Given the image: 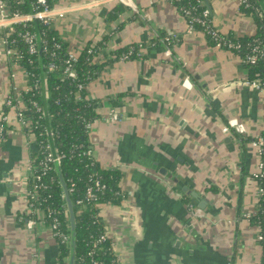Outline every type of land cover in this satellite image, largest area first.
I'll return each instance as SVG.
<instances>
[{"label":"crops","instance_id":"0c3cea01","mask_svg":"<svg viewBox=\"0 0 264 264\" xmlns=\"http://www.w3.org/2000/svg\"><path fill=\"white\" fill-rule=\"evenodd\" d=\"M207 1L219 31L256 32L255 17L239 0ZM135 4L136 10L118 0L53 5L52 27L68 50L100 46L94 62L103 66L87 86L100 116L89 138L100 165L121 173L124 197L100 207L116 264H260V231L249 218L259 210L253 140L264 130V92L247 82L250 68L239 54L188 30L175 0ZM6 30L0 26V113L15 87ZM169 34L179 37L171 56L160 38ZM131 47L136 53L123 59ZM230 118L247 132L224 133ZM21 129L10 123L0 136V264H59L50 226L39 219L29 229L20 219L29 212L26 160L38 149Z\"/></svg>","mask_w":264,"mask_h":264},{"label":"trees","instance_id":"16d2710c","mask_svg":"<svg viewBox=\"0 0 264 264\" xmlns=\"http://www.w3.org/2000/svg\"><path fill=\"white\" fill-rule=\"evenodd\" d=\"M55 0H49L53 7ZM181 13L185 8H195L193 13L197 16L207 8L205 0H175ZM9 6L13 11L29 13L34 10V0H9ZM240 9L247 15H252L257 21L256 32L249 36L239 37L233 34L221 32L228 41L235 45L241 44V48H234L232 51L239 54L243 60L246 55L256 53L258 61L246 63L250 68L249 81L260 80L264 82V9L259 0H249L240 4ZM208 23L213 27V17H208ZM196 31L205 32L208 39L215 45V40L207 34V29L196 23ZM38 33L42 39V52L31 53L25 43L22 33L25 31ZM165 36V35H164ZM4 37L8 39L9 46L17 48L23 55L20 64L28 72V79L32 90L23 92V99L31 112L27 115L29 126L25 128L34 136L38 149L30 156V161L36 174L41 176L40 198L38 201L31 199L33 206L28 205L29 212L25 214L27 219L35 218L41 220L53 231V236L59 244V264H69L71 251V223L67 200L64 189L56 169V164L51 163V169L44 173L43 161L49 151L60 154V169L67 184L71 201L75 210V262L74 264H116L117 257L112 245V240L107 236L102 240L101 236L106 233L103 218L100 214V204L108 200L119 201L124 197L120 188L121 173L118 168H104L87 151L91 148L87 124L99 118L96 103L89 98L87 86L97 78L103 64H96L94 56L99 51V45H88L78 56L75 65L77 77H69L65 72L66 60L68 58V45L64 39L53 29L52 24H44L35 20L26 26L15 25L14 31H6ZM163 37V36H160ZM134 48V47H132ZM129 49H126L127 52ZM135 49V48H134ZM122 52V53H124ZM136 53V51H135ZM54 65L52 67L51 65ZM44 78L46 88V110L44 109V98L42 94L41 79ZM38 83L39 87L36 88ZM84 84L79 89V84ZM37 103L41 110L33 104ZM3 112H9L5 106ZM0 113L1 114L3 113ZM10 127V126H9ZM8 127V128H9ZM260 135L264 136V130ZM255 140V138H254ZM253 140V141H254ZM52 141L54 148L52 149ZM48 145L51 148H48ZM264 159V153L262 155ZM99 178L105 189L98 192L97 202L87 206L80 204L78 200L83 199L87 187L92 180ZM264 187V176L254 178ZM34 182L30 176L28 188L32 189ZM259 210L250 216L251 223L257 226L260 231L259 242L262 246V260L264 264V193L258 195ZM58 219V226L52 224ZM67 236V239L65 238Z\"/></svg>","mask_w":264,"mask_h":264},{"label":"built area","instance_id":"2783aa9c","mask_svg":"<svg viewBox=\"0 0 264 264\" xmlns=\"http://www.w3.org/2000/svg\"><path fill=\"white\" fill-rule=\"evenodd\" d=\"M119 2L124 3L126 6L130 7L131 9L136 10V4L135 0H118ZM246 3L249 5V0H240V4ZM34 4L36 5V10L29 12V13H22L20 11H13L11 10L9 6V0H0V26L5 27L8 32L14 31L15 25H24L34 22L35 20H40L44 24L51 25L53 21V16L55 15L54 8L49 5V0H34ZM195 8H185L183 11V15L187 19V25L189 31H196V23L201 24L204 26V28L207 29V34L211 36L215 40V47L221 48V49H229L232 50L234 48H241V44L235 45L233 42L228 41V39L221 34V32L213 27L208 22V17L211 15V11L208 8H204L202 10V14L200 16H197L193 13V10ZM205 33V32H204ZM23 38L25 40V43L28 45L29 51L31 53L37 52V35L35 32L31 31H25V33H22ZM162 42L166 45L165 54L167 56L172 55V48L173 46L178 42L179 37L176 34H169L165 35L163 37H160ZM3 43L5 44V52L6 55L10 58V61L13 63L20 64V59L23 57L22 53L18 51L17 48L10 47L8 39L4 37ZM135 54V49L131 47L130 50L122 54L123 59H127L132 57ZM79 54L68 50V58L66 60L65 65V72L69 77L76 78L77 77V71H76V63L78 61ZM259 57L256 53H252L251 55H246L243 58V62L246 63H253L255 64L258 61ZM54 67V65H51ZM24 76L27 80V84L25 88H18L16 85L14 87V90L11 95H9L6 98L5 106L9 108L10 110H14L16 113L17 121L20 123V125L25 129L29 126V120L27 118V115L31 112V108L28 107L23 99V92L32 90V85H30L29 79H28V72L24 69ZM12 77H15V74H12ZM249 85H253L254 87H257L262 92H264V82L260 80H247ZM79 89L84 88V84H79ZM183 86L191 89L193 87V84L189 77H185L183 81ZM36 88L39 87L38 83L35 86ZM36 108L41 110V107L38 106L37 103L33 104ZM110 116L114 120H119V115L113 110L110 113ZM12 117L9 114V112H3L0 116V136H4L6 132L8 131V127L10 126ZM95 122V121H94ZM94 122H90L87 124V129L90 132ZM223 132L224 133H237L240 135H243L247 132L245 124L238 118H230L226 124L223 126ZM26 131V130H25ZM253 146H255L257 155L260 159V164L257 169V171L254 173V176H264V159L262 158V155L264 153V136L258 135L253 143ZM48 148H51L50 145H48ZM53 149V148H52ZM53 151V150H52ZM49 151L48 155L46 156L45 160L43 161V164L45 165V171L44 173H47V170L51 169V163L56 162V160L60 161V158L62 157L60 154H54V152ZM87 154L93 157L92 150H88ZM29 177L31 176L34 182V187L32 189L28 188L27 190V203L30 206H33V203L31 202V199H34V201H38L40 198L39 190L41 187H43V184L40 183L41 176L36 174L35 169H33V165L31 161L29 160ZM106 187L105 184L101 182L99 178H95L92 180V183L89 184L86 190L85 197L83 199L78 200L80 204H83L87 206L88 204H92L94 202H97L98 199V192L104 190ZM258 195H263L264 193V187L259 185V189L257 191ZM20 219L25 222L26 226L29 229L34 228L35 224L37 223V219L35 218H29L27 219L25 215H21ZM59 222L58 219L55 218L54 223L52 224L53 228H56L58 226ZM107 233H104L101 236V239L104 240L107 238ZM67 239V236H65ZM262 236H259V239H262ZM112 245H114L112 241Z\"/></svg>","mask_w":264,"mask_h":264},{"label":"water","instance_id":"95a60500","mask_svg":"<svg viewBox=\"0 0 264 264\" xmlns=\"http://www.w3.org/2000/svg\"><path fill=\"white\" fill-rule=\"evenodd\" d=\"M261 3L262 8L264 9V0H259ZM206 4L208 5V1L206 0ZM37 35V43H38V47H39V52H42V39L41 36L36 33ZM41 87H42V94H43V98H44V109L46 110V88H45V81L44 78L42 77L41 79ZM56 164V169L57 172L59 174V178L60 181L62 183L63 189H64V194L67 200V205H68V210H69V214H70V223H71V251H70V257H69V264H74L75 262V245H76V240H75V236H76V230H75V210H74V206L73 203L71 201L70 198V194H69V190L67 187V184L63 178V175L61 173V169H60V161L56 160L55 162ZM195 197L199 198V194L198 193H193ZM204 203V204H203ZM206 200H202L200 202V206L204 207L205 206Z\"/></svg>","mask_w":264,"mask_h":264},{"label":"rangeland","instance_id":"374dc122","mask_svg":"<svg viewBox=\"0 0 264 264\" xmlns=\"http://www.w3.org/2000/svg\"><path fill=\"white\" fill-rule=\"evenodd\" d=\"M239 2H240V0H239ZM213 20H214V18H213ZM11 72L15 73V77L13 79L10 76L11 84L13 83V80H14V83H15V85L18 88H23L24 89L26 84H27V80L25 79V76H24V68H23V66L21 64H18V63H13V65L11 66ZM11 72L9 71V75L11 74ZM9 114L12 117L11 123H14L15 129L22 130L21 129L22 127H21L20 123L17 121L16 113L14 112V110H10ZM25 143H26V146H27V140L26 139H25ZM29 158L30 157H28L27 160H26V167L27 168H28V165H29ZM27 174H29V169L27 170ZM24 182L25 181L23 180V185H24ZM24 204H25L24 207L26 208L27 202H25ZM99 206L101 207V204ZM28 210H30V208ZM100 214H101V209H100ZM50 231H51V234H53V231H52L51 228H50Z\"/></svg>","mask_w":264,"mask_h":264}]
</instances>
